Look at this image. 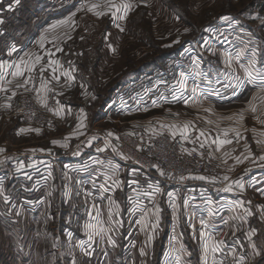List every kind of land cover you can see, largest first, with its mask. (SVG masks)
<instances>
[{"label": "rangeland", "instance_id": "374dc122", "mask_svg": "<svg viewBox=\"0 0 264 264\" xmlns=\"http://www.w3.org/2000/svg\"><path fill=\"white\" fill-rule=\"evenodd\" d=\"M48 1L52 8L49 14L53 18L65 13L66 10L61 7L69 9L60 19L69 24L76 23L72 28H76L75 31L79 37L97 38L98 44L105 42L103 39H106L107 43L116 47L120 46L121 52L118 58L114 57V53L109 54L104 70L98 74L101 78L96 91L94 90L96 93L88 94L90 98L94 96L91 102L92 107L83 106V112H80L82 108L74 109L72 115L66 117V127L62 124L63 119L60 122L58 116L52 125L37 126V129L48 130L54 135L64 128L67 131L65 133H68L65 140H74L80 138L81 135L83 137L87 135L108 137V133H112L111 136L116 137L115 134L118 135L120 131L130 129L138 124L162 129L172 134L174 126H181L182 131L180 132L184 133L185 125H188L190 137L200 133L202 128L207 130L212 140L216 142L210 141V143L208 139H203L200 142L195 140L188 142V139L184 137L186 149L211 153L216 158L220 171L221 159L218 156L220 150L216 148L218 145L221 146L219 138L232 140L243 137L244 140L248 139L251 144L249 149L253 150L254 159H256L255 162H252L254 159L248 162L264 166V160L259 159L260 156H264V143H257V141H264V135H261L264 133V123H261L264 121V92L260 91V80H249L258 85V92L254 93L255 91L247 89L237 99H233L231 95L225 100H220L219 96L224 94L219 95L218 93L220 87L224 85H229L230 88L227 89H231L230 92L238 87H249V83L246 81L235 85L233 72L238 66V62H235L236 54L241 50L246 53L240 44L243 42L242 39H250L254 35L249 34V30L239 25L234 17L241 15L253 33L263 40L264 0H143V2L141 0H115L117 4L131 3L133 5L125 19H118L121 15L120 12L113 16L112 12L115 10L109 11L104 6L106 0ZM26 2L29 3V29L25 32V37H29L30 40L34 36L37 24L47 20L48 13H38L37 5L41 0H26ZM92 4H99L100 7L94 11H88L87 8ZM96 11H104L105 15L97 16ZM53 12L56 14L53 15ZM222 16H230L233 19L225 21L221 19ZM63 18L64 20H62ZM57 20L59 19L54 21L52 19L53 22ZM80 27L82 28L80 29ZM120 28H123L124 31H121ZM60 34L59 38L64 39L69 35V31H66V34ZM47 37L51 36L47 35ZM177 41L179 42L177 43ZM183 45L188 48L183 51L185 53L183 56L190 59L189 65L184 68L189 76L188 87H191L193 81L194 85H198L204 91V96L194 98L192 94H188L189 90L187 89L182 92L183 94H179L188 95V99L191 98V101L170 106L167 104L170 101V93L167 91L174 83L171 81L172 77L169 76L163 81L154 76H146L119 96L114 89L109 90L122 79L121 72L128 67L136 68L144 61L158 55L161 58L164 52L169 53L176 50L178 52L179 49L184 48ZM98 48L101 49L102 45H99ZM39 49L42 50V47ZM99 49L98 56L101 57L103 53L101 54ZM210 49L212 51L209 54L208 50ZM226 52L233 57L230 66L227 63ZM261 53L260 50L257 68L264 69V54L261 56ZM196 58H198L199 66L197 63L193 65V60ZM224 65L227 66L225 72L229 69L230 73L228 78L222 79L221 72H223ZM197 72L200 75H197ZM241 74L242 80H245L242 72ZM36 81L35 77L29 79V92L25 94L34 95L37 98L41 94L45 96L47 90L44 91L45 93L40 92L41 88L38 87ZM39 81L41 82L40 79ZM145 88L157 95L163 91L164 97L153 99L156 95H152L142 105L141 98L144 96ZM109 98L110 106L107 105ZM230 99L231 101L227 103ZM104 106H108V108L106 109ZM253 107L257 109L256 112L252 111ZM76 111L80 113V117L86 118L85 123H87V112L88 118H92V122L85 126L77 125L79 118ZM241 115L244 117L243 120L240 119ZM19 122L21 125H27ZM72 123L74 124L72 125ZM233 129L240 133L239 137L236 136ZM71 132V135L74 136L72 138L69 136ZM252 133H254V140ZM202 138L199 137V139ZM71 143L72 148L66 149L72 152L75 143L74 141ZM202 144L203 147H201ZM98 161L96 165H103L104 160L99 159ZM99 168L104 169L102 166ZM53 169L54 165L52 164L50 171ZM221 175L220 172L217 178H220ZM65 176L62 184L63 192L61 186L54 182L52 176L50 177L49 183L47 182L48 188L44 190L43 194L44 206L41 205L42 212L37 213V219L32 220L31 208L29 212V206L17 200L25 195L23 192L16 194L14 208L3 202L0 203V264H71L72 261H75L76 264H117L123 261L124 257L117 251L126 242L132 248V253L126 255L128 264H160L162 258V264H190L192 259L195 262L200 261L202 253L198 247L200 244L204 245L205 242L202 243L197 239L200 244H196L195 237L191 236V231H194V236H196L198 233L196 230L200 226L192 218V215L190 217L192 209L188 202L189 194L186 195L183 191H178V188L170 187L165 183H161V191L156 193V187L149 182L144 185L131 182L113 193L115 185L110 182L109 177L99 175L98 181L104 185L97 184L94 188L86 181L80 180L73 172H67ZM133 178L125 179V182H129ZM71 181H74L75 185L73 183L71 185ZM80 182L89 191L88 198H92L94 203L96 200L100 203L97 204L99 216L95 222L92 221L93 219L88 221V218L85 217L87 209L78 206L76 183ZM105 182L109 183L105 184ZM96 187L101 189L96 190ZM111 190L113 191L110 192ZM111 193H113V199L110 198ZM170 193L176 195V206L174 207H172ZM108 200H118L121 204L120 211L110 213ZM185 200L187 201L186 205ZM157 208L160 209L159 213L156 211ZM89 210L90 208H88ZM4 211L10 213V219L7 216L5 218ZM232 211L233 209H230L225 215L231 214ZM104 214L108 216V220ZM157 215L159 216L158 224ZM139 217L142 222L138 219ZM233 220H225L228 223L223 226L224 228L219 229L216 220L206 221L208 226H211V229L206 228L208 236H211V239L207 238L206 243L210 242L211 246L219 240L230 241L232 239L230 236L233 233L231 230ZM89 224L93 227H86ZM153 225L156 226L153 227ZM101 229L105 231L101 232ZM90 234L92 239H89ZM97 235L99 236L98 240ZM151 236H155L154 243H150ZM167 236H169L168 242ZM109 237L115 241L114 245L109 243ZM81 241L84 242L83 246H81ZM141 243L146 245L147 249L143 248ZM141 249L146 255L141 254ZM149 249L151 253L146 252ZM190 250H193L192 256H190ZM88 252L91 255H88ZM207 254L213 261L212 252L209 250ZM218 257L215 256V259L220 261ZM205 259L206 256H203L204 262H206Z\"/></svg>", "mask_w": 264, "mask_h": 264}, {"label": "crops", "instance_id": "0c3cea01", "mask_svg": "<svg viewBox=\"0 0 264 264\" xmlns=\"http://www.w3.org/2000/svg\"><path fill=\"white\" fill-rule=\"evenodd\" d=\"M61 8L66 11L69 10H67V8L65 7ZM51 10L52 8L49 6L48 0H41V2L38 3V13L46 12L48 13V18L47 20L45 19L37 24L35 32L33 33L34 36L29 40V37H25V32L27 31V29H29V3L26 2V0H20L19 4H16L15 0H0V19L4 21L3 24H0V64L12 65V67L0 68V76L3 77V79L0 80V87L7 89V91H0V148L5 149L4 152H0V182H2L4 186V192L0 194V203L3 202L9 205V207L14 208L16 206V194L18 195V193L23 192L25 195H23V197H19L17 200H20L26 206H29V212L31 208L32 220L37 219V213L42 212L41 205L44 206L45 201H42V199H44V190L48 188V184L45 187H41L38 185L41 181L40 178L42 179L45 177V169L39 171L38 173H36V175L35 173L33 175L31 173L29 174V170H26L24 168L23 172L25 174L20 175L19 177H14L11 174L7 173V170L1 165V161L5 156H11L15 159L20 160L24 164V166L29 165L34 161L49 163L51 165L53 164L54 169L53 171H51L49 177L52 176L54 182L58 183V185L61 186L62 192L63 179L68 169L73 171V173H75V175H77L80 180L86 181L88 185H91L89 184V181L93 178L98 170H100L101 172H103V170L109 171V173H112L114 177L116 176L115 170L109 169L103 165L98 166L96 165V163H98L97 161L90 162L91 157H95L96 159L109 158V155L112 152L111 150L113 149V147H110V143L116 140V134V137H104L100 135H87L83 137L81 135V137L78 139L75 138L74 140H65V137L68 135V133H65L67 131H65L63 127V129L61 128L62 131H59L54 135H52L48 130L39 129L40 131L37 132L35 131L37 129L36 127L21 125L19 120L13 118L11 107H6V105L8 104H11L12 106L13 101L19 99L22 94L29 92V77H35L37 81H39V79L41 80V82L39 81L40 83H38V87L41 88L40 92L42 93H45L44 91H46L48 88L58 85L62 81L66 80L71 83V86L70 89L66 91L62 96V105L59 113L60 122L61 119H63L62 124L66 127V117L71 116L74 112V109L82 108V111L80 112H83V106L89 105L92 107L91 102L94 96H91L90 98L88 94L91 93L93 95L96 93V87L101 78L98 74L104 70L109 54L114 53V57L118 58L121 52L120 46L116 47L112 44H109L106 42V39H103L105 42H101L100 44H98L97 38L91 39L82 36L79 37L77 35L78 33H76L75 31L76 28H72L74 25H76V23H60V18L65 15L66 11L64 14H62V16L53 18L49 14ZM54 14H56V12H53V15ZM234 18L238 21L236 17ZM52 19L53 21L56 19L59 20L53 22ZM62 20H64V18ZM53 25H56V27L53 28ZM239 25H241L240 22ZM243 27L248 29L249 34L252 33L254 37L250 39H242L243 42H241L240 44L245 49L246 53L243 57H241L240 60L235 59V62H238V66H236L233 73L235 77V85H237L239 82L242 83V81H246L247 83H249V87H238L235 88L233 92H230L232 90L227 89L230 88L229 85L221 86L218 93L219 95H224L219 96L220 100H225L231 95L233 99H237L238 97L240 98L247 89L255 91L254 93H256L258 92L259 87L261 88V86L258 87V85H255L253 81L251 82L249 81V79L247 80V78L245 77V70L242 65H246L247 60L250 58L252 49H258V54L261 50V56L262 54H264V50L262 49V39L258 38L247 26ZM81 28L82 27H80V29ZM54 31L58 32L56 33ZM66 31H69V35H67V37L64 39H60V33L66 34ZM47 35H50L51 37H47ZM41 37H44L43 45H41L40 42ZM99 45H102L101 49L98 48L99 52L101 54L103 53L101 57L98 56L99 53L97 55H93L94 50L97 49ZM41 47L42 50L39 49ZM13 48L15 49V51H13ZM58 49H62V51ZM181 49H183V51H186L188 48L185 46ZM211 51L212 49L208 50V53L210 54ZM173 52L176 53L177 50L169 53ZM37 56L41 57L38 63L36 62ZM159 56L160 55L144 61L142 65L140 64L136 68L128 67L127 69L122 71V79L117 81L109 90L114 89L115 91H117L116 94L119 96L122 92H125L133 82L137 81L141 77L148 74L156 75L157 73H161V71L163 72L164 67L158 70L156 66H152L149 70H147V68H149V65H156V63L159 62ZM259 57L260 56L258 55L257 60ZM21 60H23L25 63L21 64ZM50 60H58L59 64L50 65ZM197 61L198 58L194 59L193 65H195ZM18 64L20 65V70L23 75L14 77L12 74L16 72L15 65ZM41 67L44 68L43 72L40 71ZM29 68H32V70L29 71ZM226 68L227 66L225 65L224 68H222V79L228 78L229 76L230 70L228 69V71L225 72ZM148 71L151 72L147 73ZM241 72L243 73V78L245 80H242ZM64 73H70L71 76L74 77V79H69L66 75H64ZM54 76L59 77V80L57 81L56 79H54ZM237 77L239 79H237ZM221 82H223V80H221ZM21 83H26V88L17 87V85ZM42 84L44 85V88L41 87ZM193 85L194 84L192 81L191 87ZM191 87H188V94H192L190 91ZM199 89L204 93V91L200 87ZM167 92L170 93V101L167 102V104H170V106L176 105L177 103L184 104L188 101H191V98L188 99V95H181L183 93L180 91L178 84L176 86H171L169 88V91ZM173 92H175L174 94L178 97V99L173 100ZM13 93H15V95H13ZM161 93L159 94L161 95L160 97L156 93H152L148 97V100L152 95H156V97H153V99L164 97L163 93ZM87 98H89V100H86ZM109 101L110 100L108 99L107 105L110 106L111 102ZM230 101L231 99L227 101V103ZM86 102L89 103L87 104ZM105 107L106 106H104V108ZM107 108L108 106L106 107V109ZM76 112L79 118L76 123L77 125L85 126L92 122V118H88L87 112V123H85L86 118H84L83 116L80 117V113L78 111ZM73 124L74 123H72V125ZM21 129H24V131H21ZM180 131H182L181 126H174V133H177L176 135H179L181 137L187 138L188 142L192 140L200 142L203 141V139H208L209 142H213L210 133L202 128L200 129V131H204V136H200V133H197L195 136L190 137L188 128L184 133ZM71 134L72 132L69 133V136H71V138L74 137ZM252 136L254 140V133H252ZM199 137L203 138L199 139ZM219 140L222 139L219 138ZM232 140L234 141H232V143L230 144H225L223 146L218 145L216 147L220 150L218 156L219 159H221V177L215 180H211L208 177H206V179H199V181L196 183L195 188H193L192 193H189L188 202L192 209L190 217L192 215V218L195 219L200 226V228L196 230L198 232L196 233V236H194V231H191V236L192 238L195 237L194 240L196 244H200L201 241L202 243H206L208 237V231L206 228L211 229V226L204 227L202 226L201 222L204 221V223L208 225L206 221L210 219L216 220L218 225L217 228H224L223 226L225 225V220H231L233 219V217L245 216L243 208L239 206H236L234 208L229 207L230 205H233L234 202H241L243 203L245 208L251 209L254 215L247 216L244 220H233L234 222L231 225V230L233 233L230 236V238L232 239H229L230 241L228 242L225 240L222 251H225V249H228L229 247L231 250L235 249L236 253L239 256H245L246 264H264V213L261 212V208L262 206H264V194H262V192L260 191L264 189V166H258V163L253 164L251 162H248L255 158L253 150L249 149L251 144L248 142V139L244 140V138L242 137ZM54 141H57V143H54ZM71 141H74L75 143L73 144L72 152L67 151L66 149L69 147L72 148ZM221 147H223V149H221ZM98 149H103V151H98ZM249 152L251 153V155H249ZM237 157H239L240 162H237ZM255 161L256 159L252 160V162ZM67 164L68 166L66 167ZM101 166L104 169L99 168ZM225 176L228 177L227 180L224 179ZM237 181H240L244 184L243 189L237 187ZM72 183L73 185H75L74 181H71V185ZM230 184L232 185V191H225L224 189ZM204 185H206V187ZM121 188H118L115 185V191L113 193L119 191ZM161 188L162 186H160V189ZM112 191L113 190H111L110 192ZM113 193H111L112 195L110 198H112ZM26 195L28 197H25ZM4 197H7L8 200L5 201ZM209 201H211V204L209 203ZM249 201L251 203H249ZM108 204L110 206L109 211L112 214L115 211H120L121 209V204L118 200H108ZM174 206H176V203ZM230 209H233L231 214L225 215L226 212H228ZM210 211H214L217 214L215 216H210ZM9 215V212L5 213L4 211L5 218L6 216L9 217ZM104 216L106 220H108V216L106 214H104ZM10 218L11 217H9L8 219ZM141 218L139 217L138 219L141 220ZM252 229L256 230V235L252 237V240L257 245V248L261 250V255L259 256H253L250 242L248 240L247 233ZM96 238L98 240L99 236L97 235ZM205 238L206 240H204ZM197 239H199L200 242H198ZM168 241L169 236H167V242ZM151 242H155V236L150 237V243ZM209 243L210 242H207V244ZM127 244L129 243L126 242V245L124 247H119L117 253L119 254L121 252L122 256L124 257L123 261L117 264L129 263L127 262L126 255L128 253H132V248H130ZM141 246L143 248L146 247V245H143L142 243ZM150 248H152V246H150ZM198 249L202 253V256H200L202 261L200 259L199 262H195L192 259L190 264H213L212 258L208 256V254L206 255L204 252V245L200 244ZM192 251H189L190 256L193 255ZM146 252L151 253V250H146ZM164 253L165 251L163 252V255ZM219 253H216L215 256L218 257ZM203 256H206V262H204ZM162 260L163 258L161 259L160 264H162ZM72 262L71 264H76L75 261Z\"/></svg>", "mask_w": 264, "mask_h": 264}, {"label": "built area", "instance_id": "2783aa9c", "mask_svg": "<svg viewBox=\"0 0 264 264\" xmlns=\"http://www.w3.org/2000/svg\"><path fill=\"white\" fill-rule=\"evenodd\" d=\"M184 54L182 53V55L175 58H169L165 63V70L163 72L146 76H154L162 81L169 76L172 77L173 86H176L180 79V72H185L184 68L190 62V59L188 60L183 56ZM146 76L141 78H146ZM38 83L39 81H36L37 85ZM70 86L71 83L64 80L60 84L48 88L45 96L40 95L37 98L34 95H22L19 99L13 101L11 106L12 116L22 123L35 127L52 125L59 116L62 96L70 89ZM151 94L152 91L150 89H144V96L141 98L142 105L148 101V97ZM185 141V138L179 135H173L158 128H149L142 124L120 131L116 140L110 143V147H113V149L109 158L102 159L104 160L103 166L115 170L116 178L109 171L103 170L101 172L98 170L89 184L94 188L97 184L99 186L103 185L104 183L101 184L98 181L99 175H102L107 178L109 177L110 182L118 188H124L126 184L129 185L131 182H136L139 185L149 182V184L156 188H160L161 183H165L170 187L178 188L186 195L192 193L193 188H195L196 183L199 181L197 177H208L211 180H215L221 171L216 158L211 153L203 150H188L186 149ZM90 159V162H99L98 160L101 158L96 159L95 157H91ZM21 163L20 160L11 156H5L1 161V165L7 170V173L14 177L25 174L23 172L24 168L29 170V174L33 175L45 169V177L40 178L41 181L38 186L45 187L47 185L51 174V164L34 161L23 168H18V165ZM70 171L68 169L66 173L73 172ZM181 176L185 177V179L181 180ZM131 177H134L133 180L125 182V179L129 180ZM67 180L69 181V178ZM141 180L142 182H140ZM81 183H76L78 206L87 209L85 217L88 218V221L93 219L92 221L95 222L99 216L97 204L100 203L98 200L94 203L92 198H88L87 193L89 191ZM107 183L109 182H105V184ZM204 186L206 187V185ZM100 189V187H96V190ZM88 208H90L89 211ZM218 256L220 261H223V264H236V260L233 258L229 247L225 251L220 252ZM238 257L239 255L236 253V258Z\"/></svg>", "mask_w": 264, "mask_h": 264}, {"label": "snow or ice", "instance_id": "6c2138e0", "mask_svg": "<svg viewBox=\"0 0 264 264\" xmlns=\"http://www.w3.org/2000/svg\"><path fill=\"white\" fill-rule=\"evenodd\" d=\"M19 2H20V0H15V3L16 4H19ZM141 2H143V0H141ZM104 6L107 7L109 9V11H111L113 9L115 10V11L112 12V15L113 16H115L117 12H120L121 15L118 17V19H125L128 16L129 11L133 7V5L131 3H121V4H117V3H115V0H106V3H105ZM10 7H11V5H10ZM99 7H100L99 4H92L90 7L87 8V10L88 11H94V10H96ZM95 14L97 16H103V15H105V12L104 11H96ZM177 19H179V16H177ZM221 19L222 20H225V21H230L233 18L230 17V16H222ZM262 19H264V18H262ZM3 23H4V21L2 19H0V24H3ZM60 23L63 24V23H67V22L66 21H61ZM55 27H56V25H53V28H55ZM117 27H119V25H117ZM120 30L121 31H124L123 28H120ZM185 31H188V29H185ZM43 41H44V37H41V41H40L41 42V45H43ZM178 42L179 41H177V43ZM58 50H61L62 51V49H58ZM13 51H15L14 48H13ZM225 55L228 58L227 59V63L230 66L233 57H232V55L230 53H227V52L225 53ZM244 55H245L244 50H241L239 53L236 54L235 59L236 60H240L241 57H243ZM257 56H258V49H255V48L252 49L251 50V53H250V58L247 60L246 65H242V67H244L245 75H246V77L249 80H253V81L256 80V79H259L260 80V82H261L260 91L261 92H264V69L257 68V64H258ZM40 59H41V57L37 56L36 57V62L38 63L40 61ZM20 63L23 64L25 62L23 60H21ZM49 64L50 65L59 64V61L58 60H50L49 61ZM197 66H199L198 65V62H197ZM4 67H12V65L0 64V68H4ZM15 67H16V72H14L12 75L14 77L15 76H21V75H23V73L20 70V65L19 64L18 65H15ZM33 67H34V65H33ZM31 70H32V68H29V71H31ZM40 71L43 72L44 71V68L41 67ZM53 71H55V70H53ZM196 74L197 75H200L199 72H197ZM64 75H66L69 79H74V77L71 76L70 73H64ZM179 75H180V79L178 81L179 89H180L181 92H183V91H185V90L188 89V79H189V76L185 72H183V71L180 72ZM53 78L56 79L57 81L59 80V77H55L54 76ZM2 79H3V77L0 76V80H2ZM29 79H31V77H29ZM237 79H239V78L237 77ZM17 87H19V88H26V83L18 84ZM41 87L44 88V85L42 84ZM0 91H7V89L0 87ZM190 91H191V93H192V95H193L194 98H198L200 96H204V93L199 90V86L198 85H193L191 87ZM13 95H15V93H13ZM176 99H178V97L174 94L173 95V100H176ZM6 107H9L10 108L11 107V104L6 105ZM256 110L257 109L255 107L252 108V111L253 112H256ZM229 119H231V117H229ZM240 119L241 120L244 119L243 115L240 116ZM261 123H264V121H261ZM162 127H164V125H162ZM187 127H188V125H185V129L186 130H187ZM21 131H24V129H21ZM35 131L38 132L40 130L39 129H36ZM233 131L236 132V136L237 137L240 136V133L238 131H236L235 129H233ZM108 135L111 136L113 134L112 133H108ZM173 135H175V133H173ZM225 135H227V132H225ZM261 135H264V133H261ZM200 136H204V132L203 131L200 132ZM213 142L215 143L216 141H213ZM54 143H57V141H54ZM230 143H232V140H230V139H222V140H219V144L221 146H223L225 144H230ZM257 143H264V141H257ZM201 147H203V144L201 145ZM4 151H5V149L0 148V152H4ZM98 151H103V149H98ZM249 155H251L250 152H249ZM236 159H237V162H240L239 157H237ZM259 159L260 160H264V156H260ZM23 167H24V165L22 163L18 165V168H23ZM161 174H163V173H161ZM197 178L198 179H206V177H197ZM180 179L183 180V179H185V177L181 176ZM224 179L227 180L228 177L225 176ZM236 184H237V187H239L240 189H243L244 188V184L242 182L237 181ZM224 190L225 191H232V185L231 184L228 185V187H226ZM160 191H161V189L159 187H157L155 189V192L156 193H159ZM260 191L262 192V194H264V189H262ZM3 192H4V186H3V183L0 182V194H2ZM169 196L171 197V196H173V194L170 193ZM4 199H5V201L8 200L7 197H4ZM209 203L211 204V201H209ZM249 203H251V202L249 201ZM186 204H187V201H185V205ZM236 206H239V207L243 208L244 213H245V216L244 217H233V219H241V220H244V219H246L247 216L254 215V213L251 211V209L245 208L244 205H243V203H241V202H234V204L233 205H230L229 207L230 208H234ZM156 211H157V213H159L160 209L157 208ZM261 212L264 213V206H262ZM216 214L217 213L214 212V211H210V213H209L210 216H215ZM158 223H159V216L157 215V224ZM201 223H202V226L208 227V225H206L204 223V221H202ZM227 223H228V221H225V224H227ZM155 226L156 225H153V227H155ZM86 227L92 228L93 226L91 224H89ZM100 231L103 232L105 230L104 229H101ZM69 235H71V233H69ZM255 235H256V230L255 229H252V230H250L247 233L248 240L250 242V246H251V249H252L253 256H259V255H261V250H259L257 248V245L252 240V237L255 236ZM207 238L208 239H211V236H208ZM89 239H92L91 234L89 235ZM83 243L84 242L81 241V246H83ZM109 243H112L114 245L115 244V241L112 240L111 237H109ZM224 244H225V241L224 240L216 241L211 246L209 244H207V243L204 244V252H205V254L207 255V253L209 252V250H211V252L213 254V264H223V261L222 260L221 261H217L215 259V254L216 253H219V252H222ZM87 254L88 255H91L90 252H88ZM141 254L142 255H146V253L144 252L143 249H141ZM231 254H232L233 258L236 260V264H246V258H245V256L241 255L238 258H236V250L235 249H232L231 250Z\"/></svg>", "mask_w": 264, "mask_h": 264}, {"label": "trees", "instance_id": "16d2710c", "mask_svg": "<svg viewBox=\"0 0 264 264\" xmlns=\"http://www.w3.org/2000/svg\"><path fill=\"white\" fill-rule=\"evenodd\" d=\"M263 9H264V6H263ZM237 19H238V21L240 22V24L241 25H243V26H247L248 28H250L249 27V25L246 23V21L243 19V17L240 15V16H237L236 17ZM251 29V28H250ZM252 30V29H251ZM262 49L264 50V39L262 40ZM182 53H183V49H179V51L177 52V53H175V52H173V53H167V52H164L163 54H162V57L161 58H159L158 59V63H156V65H149V68H147V70H149L152 66H156L157 67V69L159 70V69H161V68H163L164 66H165V63H166V61L169 59V58H175V57H178V56H180V55H182ZM97 55L98 54V49H95L94 50V52H93V55ZM159 66V67H158ZM148 67V66H147ZM151 71H153V70H151ZM151 71H148L147 73H149V72H151ZM147 73H145V74H147ZM141 79V78H140ZM140 79H138V80H140ZM137 80V81H138ZM137 81H135V82H137ZM135 82H133V83H135ZM132 83V84H133ZM109 100H110V98H109ZM123 238V237H122ZM123 241V240H122ZM126 245V243L122 246V247H124ZM121 253V252H120ZM122 254V253H121ZM122 262V261H121Z\"/></svg>", "mask_w": 264, "mask_h": 264}, {"label": "bare ground", "instance_id": "6f19581e", "mask_svg": "<svg viewBox=\"0 0 264 264\" xmlns=\"http://www.w3.org/2000/svg\"><path fill=\"white\" fill-rule=\"evenodd\" d=\"M171 203H172V207H173L176 203V195L171 196Z\"/></svg>", "mask_w": 264, "mask_h": 264}]
</instances>
